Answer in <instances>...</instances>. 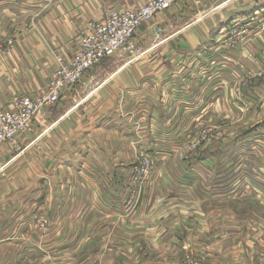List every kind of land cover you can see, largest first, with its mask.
Here are the masks:
<instances>
[{"label":"crops","instance_id":"0c3cea01","mask_svg":"<svg viewBox=\"0 0 264 264\" xmlns=\"http://www.w3.org/2000/svg\"><path fill=\"white\" fill-rule=\"evenodd\" d=\"M148 1L0 0V109L45 93L53 51L75 53L89 22ZM255 13L264 0L179 2L143 23L141 56L101 63L36 117L20 151L2 146L0 264H264V78L235 90L264 69V32L217 48L233 19ZM135 142L157 160L129 214Z\"/></svg>","mask_w":264,"mask_h":264},{"label":"built area","instance_id":"2783aa9c","mask_svg":"<svg viewBox=\"0 0 264 264\" xmlns=\"http://www.w3.org/2000/svg\"><path fill=\"white\" fill-rule=\"evenodd\" d=\"M186 0H150L146 5L135 9L118 12L108 10L103 22L91 21L87 24L80 39V44L72 55H56L54 69L48 89L37 95H16L10 107L0 109V149L11 145L16 152L20 151L17 139L29 136L34 131V121L45 109H53L61 99L71 94L84 80L86 74L101 63L114 56H135L143 54L137 44L136 35L143 23L150 22L157 15L170 11L179 2ZM264 32V14L255 13L245 18L233 19L217 48L231 49L247 41L251 36ZM4 53L11 54L15 48V39L10 37L4 42ZM253 77L264 78V69L248 75L236 85V92L242 94ZM212 129L200 132L197 137L188 141L178 153L181 160L195 153L210 142ZM136 150V163L132 172L131 192L125 211L134 213L139 206L149 183L157 160V155L140 148L133 143ZM1 152V151H0ZM4 163L0 153V175L9 167ZM38 225L45 226L41 214L36 216ZM184 264H201L192 255H187Z\"/></svg>","mask_w":264,"mask_h":264},{"label":"rangeland","instance_id":"374dc122","mask_svg":"<svg viewBox=\"0 0 264 264\" xmlns=\"http://www.w3.org/2000/svg\"><path fill=\"white\" fill-rule=\"evenodd\" d=\"M4 48H5V46H3L2 48H1V52H2V55H3V53H4ZM53 53H54V55H55V57H56V55L58 54V55H61V54H63L62 52H55V51H53ZM12 54V53H11ZM11 54H5V55H11ZM64 55V54H63ZM108 60V59H107ZM106 60V61H107ZM56 61V60H55ZM105 62V61H104ZM103 62V63H104ZM117 66H119V62H117L113 67H111V68H116ZM107 68H109L108 70H111V68H110V66H108ZM113 69V70H114ZM79 88V87H78ZM79 91H80V88H79ZM86 93H85V91H81V94H80V98H84ZM204 130H206V129H204ZM213 131V130H212ZM213 134V133H212ZM195 139V138H194ZM135 163H136V158H135ZM188 256H186L185 257V259L187 258ZM192 257L194 258V259H196L197 261H199L201 264H202V261L198 258V257H195V256H193L192 255ZM185 259H184V261H185ZM183 264H184V262H183Z\"/></svg>","mask_w":264,"mask_h":264},{"label":"bare ground","instance_id":"6f19581e","mask_svg":"<svg viewBox=\"0 0 264 264\" xmlns=\"http://www.w3.org/2000/svg\"><path fill=\"white\" fill-rule=\"evenodd\" d=\"M148 2H149V1H148ZM148 2H147V3H148ZM147 3H146V4H147ZM146 4H145V5H146Z\"/></svg>","mask_w":264,"mask_h":264}]
</instances>
